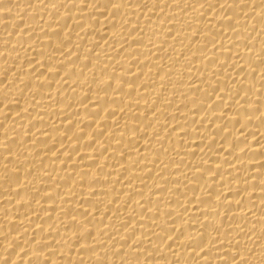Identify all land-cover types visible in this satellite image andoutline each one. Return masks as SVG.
<instances>
[{"label": "bare ground", "instance_id": "6f19581e", "mask_svg": "<svg viewBox=\"0 0 264 264\" xmlns=\"http://www.w3.org/2000/svg\"><path fill=\"white\" fill-rule=\"evenodd\" d=\"M0 264H264V0H0Z\"/></svg>", "mask_w": 264, "mask_h": 264}]
</instances>
